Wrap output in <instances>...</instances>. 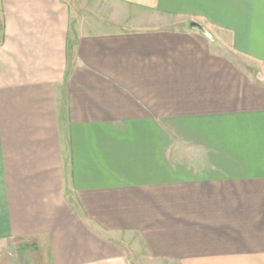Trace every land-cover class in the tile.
<instances>
[{
	"label": "crops",
	"instance_id": "0c3cea01",
	"mask_svg": "<svg viewBox=\"0 0 264 264\" xmlns=\"http://www.w3.org/2000/svg\"><path fill=\"white\" fill-rule=\"evenodd\" d=\"M99 1L215 37L0 0V248L132 264L126 236L168 264H264V0Z\"/></svg>",
	"mask_w": 264,
	"mask_h": 264
},
{
	"label": "rangeland",
	"instance_id": "374dc122",
	"mask_svg": "<svg viewBox=\"0 0 264 264\" xmlns=\"http://www.w3.org/2000/svg\"><path fill=\"white\" fill-rule=\"evenodd\" d=\"M71 4L72 17L75 24L83 21L89 25L88 29L104 28H129V29H180L189 30L191 27L187 19L178 16L162 15L154 11H144L119 4L99 0H69ZM80 3L79 9L77 4ZM132 20L124 26L125 20ZM134 22V23H133ZM95 23L104 24L96 26ZM201 25V24H200ZM117 26V27H116ZM202 26V25H201ZM202 31H208L215 37L216 29L213 26H202ZM215 41V38L213 39ZM217 43V42H216ZM217 46V45H216ZM215 50H222L221 47H213ZM226 49V48H224ZM239 67L249 70L250 74L256 67L255 61L246 57L235 58ZM127 245H124L126 253L132 264H168L150 257L144 245L137 237H122ZM0 264H43L39 250L36 246L21 242H12L0 248Z\"/></svg>",
	"mask_w": 264,
	"mask_h": 264
},
{
	"label": "water",
	"instance_id": "95a60500",
	"mask_svg": "<svg viewBox=\"0 0 264 264\" xmlns=\"http://www.w3.org/2000/svg\"><path fill=\"white\" fill-rule=\"evenodd\" d=\"M190 26H191L192 28H197V29H199V30H203V29H202V26H201L198 22H196V21H191V22H190ZM202 32H206V31H202Z\"/></svg>",
	"mask_w": 264,
	"mask_h": 264
}]
</instances>
